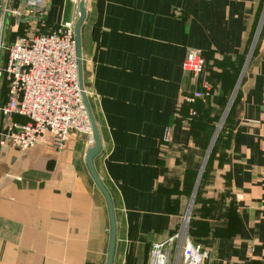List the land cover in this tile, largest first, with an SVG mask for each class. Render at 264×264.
<instances>
[{"label":"crops","instance_id":"1","mask_svg":"<svg viewBox=\"0 0 264 264\" xmlns=\"http://www.w3.org/2000/svg\"><path fill=\"white\" fill-rule=\"evenodd\" d=\"M78 3L46 0L41 32L75 25ZM263 7L264 0L84 1L82 83L101 137L94 169L116 218L112 264H148L150 246L178 225L186 192L166 152L202 149L204 134L196 122L188 127L183 96L201 80L214 95L236 74ZM190 49L204 58L201 75L182 71ZM229 119L224 169L206 176L189 233L208 253L202 264H264V23ZM9 123L1 120L0 130ZM88 148L76 134L61 147L0 144V264H105L109 216L85 164Z\"/></svg>","mask_w":264,"mask_h":264},{"label":"built area","instance_id":"2","mask_svg":"<svg viewBox=\"0 0 264 264\" xmlns=\"http://www.w3.org/2000/svg\"><path fill=\"white\" fill-rule=\"evenodd\" d=\"M45 1L0 0V89H4L0 121H10L0 130V144L20 151L47 143L61 147L76 134L85 136L91 147V125L78 84L74 24L63 23L41 32ZM21 27V34L6 41L8 33H18ZM203 68L200 51L188 50L182 61L183 73L198 76ZM200 87L183 96L188 119L194 115L193 105L202 91H210L206 81H201ZM14 116L22 121H12ZM168 137L167 128L163 139ZM189 223L186 212L168 237L150 246L148 264H202L208 253L191 238Z\"/></svg>","mask_w":264,"mask_h":264},{"label":"rangeland","instance_id":"3","mask_svg":"<svg viewBox=\"0 0 264 264\" xmlns=\"http://www.w3.org/2000/svg\"><path fill=\"white\" fill-rule=\"evenodd\" d=\"M263 23L264 7L256 31L251 37V45L246 58L240 63L236 74L231 79L226 77L220 80L215 93L213 92L214 95H212L209 81L201 80L209 83L210 91H202V97L198 99L199 107L197 108V112L194 110V115L188 119V127L191 122H196L198 130L203 131L204 134L200 145L202 149L194 148V151H176L174 149H168L166 152L167 158H170L172 161L175 160L174 168L171 167L172 174L174 176L177 175V177L181 179V189L186 192V208L184 213L188 212L190 219L194 201L197 194L200 192L202 184H204L206 176L213 168L219 174H222L224 169L222 152L225 149L224 139L229 132V113L241 89L250 59L259 43V36ZM202 72L199 75H201ZM195 90H201L200 84ZM185 155L188 156L187 161L183 160ZM178 160L184 163H179L178 165ZM175 186L177 188L178 184H175Z\"/></svg>","mask_w":264,"mask_h":264},{"label":"water","instance_id":"4","mask_svg":"<svg viewBox=\"0 0 264 264\" xmlns=\"http://www.w3.org/2000/svg\"><path fill=\"white\" fill-rule=\"evenodd\" d=\"M84 1L85 0H79L78 3V10H79V16L78 19L75 22L74 25V33H75V43H76V56H77V73H78V84L81 92V97L83 104L86 108L87 115L89 118V122L91 125L92 130V139H93V145L89 147L85 152V164L89 171V174L96 185V188L101 194L103 195L105 199V203L107 206L108 216H109V243H108V250H107V256H106V262L105 264H112L113 259V253H114V246H115V233H116V226H115V215L113 213V207L111 203V199L109 196V193L107 189L105 188L104 184L100 181L99 177L96 174V171L94 169V159L98 155L100 149H101V137L98 131V127L96 125L95 119L91 113L90 106L87 102V98L85 95V89L83 86V75L81 70V54H80V38H79V30L80 26L85 18V8H84ZM26 19H23L22 22H24Z\"/></svg>","mask_w":264,"mask_h":264},{"label":"trees","instance_id":"5","mask_svg":"<svg viewBox=\"0 0 264 264\" xmlns=\"http://www.w3.org/2000/svg\"><path fill=\"white\" fill-rule=\"evenodd\" d=\"M204 59V58H203ZM205 63V62H204ZM235 105H236V101H235V103H234V106L231 108V110H230V113H229V118L234 114V107H235Z\"/></svg>","mask_w":264,"mask_h":264}]
</instances>
